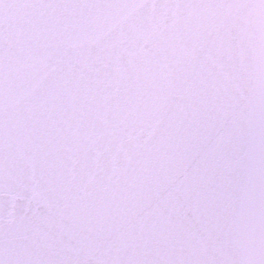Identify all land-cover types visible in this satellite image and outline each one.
Returning <instances> with one entry per match:
<instances>
[{
    "label": "snow or ice",
    "instance_id": "snow-or-ice-1",
    "mask_svg": "<svg viewBox=\"0 0 264 264\" xmlns=\"http://www.w3.org/2000/svg\"><path fill=\"white\" fill-rule=\"evenodd\" d=\"M0 264H264V0H0Z\"/></svg>",
    "mask_w": 264,
    "mask_h": 264
}]
</instances>
